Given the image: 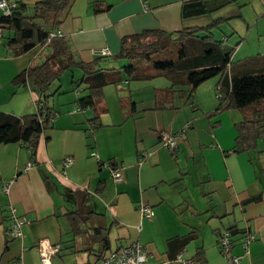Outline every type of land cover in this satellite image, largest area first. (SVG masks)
Masks as SVG:
<instances>
[{
  "label": "crops",
  "instance_id": "obj_1",
  "mask_svg": "<svg viewBox=\"0 0 264 264\" xmlns=\"http://www.w3.org/2000/svg\"><path fill=\"white\" fill-rule=\"evenodd\" d=\"M182 1L71 0L56 30L89 62L102 48L116 53L124 35L179 29ZM245 2H231L217 13H237V4ZM256 2L264 6V0ZM7 33L0 28V111L31 113L36 92L12 79L32 60L43 59L47 47L14 55L5 45ZM123 75L119 84L104 86L94 109L76 104L85 92L69 93L81 71L74 69L70 81L65 77L52 100L57 114L33 159L25 144L0 142V264H41V250L56 244L51 264H98L105 235L110 248L104 255L138 241L147 251L145 264H173L178 253L193 264H264V138L247 152L233 150L234 125L242 115L235 108L216 109L217 77L202 82L193 96L183 84L185 91L158 98V90L170 84L165 75ZM160 130L175 135L173 151L161 144ZM67 156L73 162L64 166ZM115 163L121 164L119 182L111 176ZM140 201L150 205V218L140 215ZM11 205L25 220L18 237L10 234ZM76 210L85 218L74 230L69 212ZM230 228L224 254L218 234ZM191 231L182 244L179 238ZM247 236L252 238L245 241ZM228 256L239 259L233 263Z\"/></svg>",
  "mask_w": 264,
  "mask_h": 264
},
{
  "label": "trees",
  "instance_id": "obj_2",
  "mask_svg": "<svg viewBox=\"0 0 264 264\" xmlns=\"http://www.w3.org/2000/svg\"><path fill=\"white\" fill-rule=\"evenodd\" d=\"M70 1L38 0L26 3L23 0H7L13 3L9 12H0V28L8 31L5 45L14 55L24 54L35 47H47L43 59L32 60L12 79L13 83L25 85L36 92L35 111L20 115L0 111L1 143H23L33 159L41 135L52 126L57 114L49 98L60 93L62 74L69 71L71 77L74 69H79L81 76L79 79L71 77L72 89L77 93L85 92L77 96L75 102L79 107L93 109L103 98L104 86L119 84L123 74L131 79L165 75L170 84L163 88L164 92L158 90L162 92L157 95L158 98L166 92L185 91L181 88L183 84L189 86L187 93L193 96L202 82L217 77L216 109L235 108L242 115V120L234 125L233 150L247 152L264 138V54L234 60L235 47L216 38L213 32L223 21L240 17L239 3L237 13L228 16L217 13L237 0H184L179 29L144 28L124 35L116 53L97 52V56L89 62L79 59L66 37L56 30ZM119 60L121 65L115 63ZM55 81L58 83L52 88ZM161 131L165 130L157 132L159 138ZM160 141L162 144L161 138ZM69 213L74 230H77L78 224L84 221L85 212L76 210ZM231 230H225L229 236ZM225 231L218 234L217 241ZM193 232L179 238L181 243L190 240ZM100 243L103 249L98 257L104 263L109 254L104 255V251L110 248L108 237L102 236Z\"/></svg>",
  "mask_w": 264,
  "mask_h": 264
},
{
  "label": "built area",
  "instance_id": "obj_3",
  "mask_svg": "<svg viewBox=\"0 0 264 264\" xmlns=\"http://www.w3.org/2000/svg\"><path fill=\"white\" fill-rule=\"evenodd\" d=\"M13 5V3H8L7 0H0V10L3 14H7L9 12V6ZM60 33V32H58ZM53 35V34H51ZM98 53L106 54L109 53L107 48H102L98 51ZM160 138L162 140V145L167 147L170 151H173L177 146V141L175 136L171 135L167 131H161L159 133ZM94 154V153H93ZM97 157V155H95ZM73 159L70 156H67L63 159V165L72 164ZM111 176L115 182H119L122 180V171L121 164L115 163L114 167L111 169ZM9 181L4 183L3 190L8 191ZM138 211L142 217L150 218L151 216V207L148 203L144 201H140L137 206ZM9 214L12 219L11 231L10 234L12 237H18L22 232V224L25 222L23 218H21L14 206H9ZM252 236H248L245 240L247 241ZM219 245L222 248V252L226 254L227 250L230 247L229 235L225 231L221 234L218 240ZM59 248V245L56 244L52 247L43 248L40 252V261L41 264H51L50 257L53 252H55ZM230 262L236 263L239 259L238 256H228L227 257ZM147 260V251L145 247L138 241H131L127 244L120 245L112 250H110L107 257L104 259V264H144ZM173 264H193L191 259L184 258L182 253H178L174 259Z\"/></svg>",
  "mask_w": 264,
  "mask_h": 264
},
{
  "label": "rangeland",
  "instance_id": "obj_4",
  "mask_svg": "<svg viewBox=\"0 0 264 264\" xmlns=\"http://www.w3.org/2000/svg\"><path fill=\"white\" fill-rule=\"evenodd\" d=\"M241 8L242 16L233 17L229 22L223 21L219 27L213 29L216 38L222 39L235 47L232 55L234 60H237L238 56L243 54V52H248L250 54H264V6L258 8L256 0H247ZM226 9H230V7ZM258 18V23H255V20ZM240 43L243 44L238 50ZM237 51L238 54H236ZM70 75L69 71L64 72L60 81L62 82L65 77L70 81ZM159 79L165 78L160 77ZM57 83L58 82L55 81L52 88L55 87ZM69 86L72 89L70 84ZM62 89H64V87H62ZM146 90L147 87L143 88L142 92H145ZM71 92L74 93L73 90L69 93ZM65 95H67V93ZM53 99L52 96L49 98V101L52 102ZM97 263L102 264V259Z\"/></svg>",
  "mask_w": 264,
  "mask_h": 264
}]
</instances>
